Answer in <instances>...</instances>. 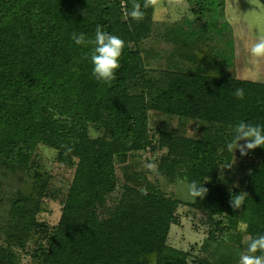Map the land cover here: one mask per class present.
Here are the masks:
<instances>
[{
  "label": "trees",
  "instance_id": "16d2710c",
  "mask_svg": "<svg viewBox=\"0 0 264 264\" xmlns=\"http://www.w3.org/2000/svg\"><path fill=\"white\" fill-rule=\"evenodd\" d=\"M144 2L0 0V175L23 183L0 229V264H19L18 250L28 251L30 244L33 264H234L246 237L264 234V147L248 154L254 160L240 183L248 197L239 209L230 200L243 190H230L234 181L223 182L218 167L234 162L225 141L236 124L264 125V82L238 79L229 65L223 69L210 57L206 70L148 67L157 0L147 8ZM188 2L199 15L192 24L219 9V0ZM137 3L143 15L133 17ZM98 25L126 45L111 83L92 76L84 57L94 45L71 40L73 32L94 39ZM236 88L245 89L244 99L233 95ZM151 113L166 119L151 124ZM40 147L75 170L56 226L38 219L51 182L38 160ZM148 152L163 154L157 177L195 180L208 189L188 206L210 228L204 249L218 244L212 257L192 259L169 245L184 203L141 177L138 161ZM118 164L134 185L119 187ZM132 168L137 171L128 177ZM242 226L237 245L222 242V235Z\"/></svg>",
  "mask_w": 264,
  "mask_h": 264
},
{
  "label": "rangeland",
  "instance_id": "374dc122",
  "mask_svg": "<svg viewBox=\"0 0 264 264\" xmlns=\"http://www.w3.org/2000/svg\"><path fill=\"white\" fill-rule=\"evenodd\" d=\"M191 8L188 0H157L154 34L152 40L146 44L145 62L147 66L180 71H199L210 67L209 61L206 60L210 57L211 61L216 65L219 64L217 66L223 69L229 65V71L238 79L264 82V58H254L250 55V47L255 42L257 34L264 32V5L258 0H219V9L217 6L212 8L200 23L194 24L192 21L196 22L199 15L193 13ZM199 61L204 64H200ZM150 119L151 124L155 122L157 124L166 118L151 113ZM51 120L54 124L66 125L67 123L58 118L55 119L54 116H51ZM176 125L177 121H173L172 129ZM38 155L43 170L51 177L49 194L47 193L48 195L43 199L44 212L39 215L38 219L50 226H56L60 221L64 200L74 178L75 170L61 165L57 161L56 152L51 149L40 147ZM162 155L161 152L155 154L148 152L146 156L139 159L137 170L142 178L144 176L151 182H158L167 196H172L184 203L178 210L180 224L172 226L169 245L190 252L192 259L193 257H212L218 244L211 242L210 247L204 249L210 228L202 223L201 215L194 213L188 206V203L194 201V198L187 194L188 183L179 180L170 183L164 178L157 177L155 170L143 167L147 162H155L158 165V160ZM253 160L252 157L242 156L238 150L235 152L232 168H225L223 173H220V176L223 174V182L231 179L228 183L230 184L234 181L230 184V190L241 187L244 192L246 185L241 186L240 183L248 175L250 171L247 169L248 164ZM117 168L119 187L124 183L134 185V179L127 182L123 176L122 165L118 164ZM137 170L135 168L129 170L128 177H131ZM22 184V180L19 182L6 175H0V229L4 227L8 216L10 199L15 197L17 189ZM237 184L238 187L235 186ZM117 195L118 192L115 193V196ZM244 230L245 226H242L239 230L226 232L222 235V242L237 245L234 241L244 239ZM2 242L3 237L0 230V244ZM32 248L30 244L27 249L29 251ZM26 251L18 250L19 264H33ZM238 260L239 258L234 264H238ZM191 261L190 259L189 264H192Z\"/></svg>",
  "mask_w": 264,
  "mask_h": 264
},
{
  "label": "clouds",
  "instance_id": "9594fccd",
  "mask_svg": "<svg viewBox=\"0 0 264 264\" xmlns=\"http://www.w3.org/2000/svg\"><path fill=\"white\" fill-rule=\"evenodd\" d=\"M152 3V0H145L143 7L147 8ZM140 5L134 4L130 15L133 17L142 16ZM71 40L77 46H87L93 44L94 47L85 59H90L92 68V76L97 81L111 83L116 79V73L120 68V58L125 48V41L118 35H114L104 30L98 25L95 30L94 39L86 38L83 32L71 34ZM250 55L254 58H264V32L257 34L255 42L250 47ZM233 95L237 99H244L246 93L244 88H236ZM234 134L231 139L225 141V147L229 153H234L238 150L242 156H248L250 151L264 147V125L254 124L241 120L233 129ZM245 143H241V142ZM232 163H222L218 167L223 173L225 168L231 169ZM145 169L156 170L158 165L155 162H147L143 165ZM220 179L224 177L221 174ZM238 187L239 185H235ZM187 194L192 198L203 199L208 189L204 184L198 181H191L187 184ZM248 194L240 192L232 194L230 205L234 209H239L243 204ZM246 247L239 254L238 264H264V234H259L255 237H246Z\"/></svg>",
  "mask_w": 264,
  "mask_h": 264
}]
</instances>
